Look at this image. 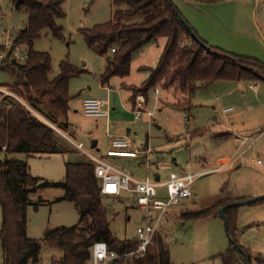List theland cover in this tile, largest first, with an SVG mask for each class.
<instances>
[{
  "label": "rangeland",
  "instance_id": "rangeland-1",
  "mask_svg": "<svg viewBox=\"0 0 264 264\" xmlns=\"http://www.w3.org/2000/svg\"><path fill=\"white\" fill-rule=\"evenodd\" d=\"M257 1L258 7L255 14L250 15L247 22L251 25L247 28L250 32L253 29V33L241 37H225L223 42L226 47H221L228 52L251 56L264 63V0ZM62 7L66 13L65 17L60 19L63 34L57 36L50 29H45L40 36L34 38L33 47L51 54L53 74L58 73L63 60H69L76 67L84 68L83 72L70 79V91L74 94L71 105L73 109L78 110H72L69 116L73 125L70 124L67 129L56 127L59 137L64 142V151L33 156L26 153L16 154L28 162L34 176L48 180H61L65 177L68 161L89 160L71 139L83 141L86 148L106 155L107 148L104 140L109 132L107 128L109 120L113 126L125 128V132H130L137 143H146L154 147L149 161L150 167L147 168L144 164L139 169V175L145 172L144 174H149L151 178L160 174V179L165 180L172 171L184 173L189 170H211L215 165H219L217 158L220 155L216 152L221 149L225 153L229 151L226 147L228 145L222 142L230 143V151L236 147L234 137L226 135L224 132L227 130L222 126L230 123H227V116L237 113L238 108L232 104L234 109L230 113L224 112V107L230 106L231 102L217 99V96L222 94V90L215 85L218 83L197 88L188 107H183L185 101L180 95H176L173 89L163 90L158 84L159 86L156 87L160 88V99H157L155 87L150 88L147 92V105L155 111L150 119L147 116L137 119L132 111L121 109L122 101L128 99V95L134 92V87L141 85L149 76V69H144L142 65H157L165 43L164 37H160L158 41L147 42L134 51L128 76L123 79L115 75L110 79L109 83L113 90L110 97L111 105L116 107L113 113L109 117L87 116L83 110L81 98L83 93L89 94V91H92V96L101 92L100 75L105 67L106 59L87 43L83 29L110 20L117 9L126 8L127 4H117L114 0H63ZM28 19V14L18 9L13 0H0V45L6 42L9 33L17 35L21 27L27 24ZM227 29L231 30V33L237 31L233 26ZM149 46L152 49H148ZM0 56L2 57L0 58V84L6 85L9 90L20 96L9 84L16 80V74L10 67L3 66L1 63L6 57L8 59L10 57L2 56L1 50ZM122 80L133 85L126 87L120 84ZM247 82L255 83L256 81L248 80ZM257 82L264 84L262 79ZM201 92L205 93L204 97L201 96ZM105 94L106 92L101 96ZM0 99H2L1 91ZM177 100L182 106L175 103ZM243 108L255 111L257 104L246 102ZM259 111L264 120V106L259 107ZM185 112L192 116L190 124L184 118ZM261 128L257 130L249 128L247 131L249 133L256 131L257 134ZM95 139H99V143L97 147H92ZM257 146L264 150V135L258 138ZM99 147L100 151H98ZM256 147L243 154L242 159L247 163L243 171L235 173L238 163H233L226 169L204 173L192 182L191 197L169 208L165 229L157 238L162 237L168 243L172 264H247L245 254L232 247L219 210L214 208L212 212L200 218L185 217L182 213L189 209L199 210L212 206L219 198L237 195L245 189L246 191L255 189L253 188L255 180L264 179L261 175L264 168L257 162L259 156L255 151ZM252 155L255 156L254 160L251 159ZM261 159L264 161L263 157ZM201 161H205V165H201ZM119 165L127 167L130 171L134 167L133 165L125 166L120 161ZM160 192L165 195V188H161ZM64 193L63 188L48 187L31 195L32 203L27 207L29 237L42 240L48 228L79 222L80 212L76 204L68 199L60 198ZM102 203L108 209L113 233L119 238H134L143 215V210L135 203L134 197L128 193L103 195ZM246 206L244 207L247 208L246 214L239 225L246 226L251 221L259 222L253 228L247 227L246 235L247 240L264 247V201L255 206ZM2 219L3 211L0 205V233ZM165 232H168V236H165ZM261 253L264 254V252ZM63 254V249L44 244L40 260L34 264H54L62 258ZM0 263L5 264L1 242ZM88 264H91V261ZM252 264L257 263L254 261Z\"/></svg>",
  "mask_w": 264,
  "mask_h": 264
},
{
  "label": "trees",
  "instance_id": "trees-1",
  "mask_svg": "<svg viewBox=\"0 0 264 264\" xmlns=\"http://www.w3.org/2000/svg\"><path fill=\"white\" fill-rule=\"evenodd\" d=\"M13 1L29 17L27 24L19 30V38L29 45V57L21 62L8 54L10 59L6 57L1 62L16 74V80L9 84L27 103L9 96L0 104V205L3 211L0 242L5 264L38 262L44 244L64 251L62 258L54 264H88L93 243L97 240L107 241L116 250L132 249L136 242L128 237L119 238L110 227L108 209L103 206L100 182L90 159L68 161L64 179L48 180L34 176L28 162L16 155L64 151V142L56 127L67 129L70 126L69 109L73 97L70 79L84 68L63 60L58 73L53 74L51 54L33 47L34 38L45 29L57 36L63 34L60 23L66 15L63 0ZM114 2L126 3L127 7L117 9L110 20L83 29L87 43L97 53L106 56L107 65L101 75L103 82L114 75L128 76L134 51L147 42L165 38L157 65L143 67L149 69L150 74L140 87H134L133 104L139 92H144L148 98V90L159 85L163 90L173 89L185 101L183 107H188L197 88L216 79H264L263 62L208 43L196 32L174 0ZM185 38L187 42L182 44ZM114 46L117 48L111 52ZM175 103L182 106L178 100ZM48 187L65 190L60 198L76 204L80 220L73 225L48 228L44 238L38 240L27 234V207L32 203L33 193ZM260 200L263 199L250 203ZM240 201L239 198H222L212 206L182 214L200 218L214 208L221 212L224 207L232 247L245 254L247 264L254 261L264 264L263 254H253L238 239ZM137 264H172L168 243L162 237L156 238L155 244L149 247L146 256L137 260Z\"/></svg>",
  "mask_w": 264,
  "mask_h": 264
},
{
  "label": "built area",
  "instance_id": "built-area-1",
  "mask_svg": "<svg viewBox=\"0 0 264 264\" xmlns=\"http://www.w3.org/2000/svg\"><path fill=\"white\" fill-rule=\"evenodd\" d=\"M187 42V38L182 44ZM116 46L111 48V52L116 50ZM1 55L10 54L18 61L24 62L29 57V45L19 38V33L14 35L9 33L6 42L2 45ZM254 87V84H251ZM5 96H10L18 101L27 104L20 96L13 91L0 86ZM157 99H160V88L155 87ZM5 103V99H0V104ZM148 98L144 92L136 95L133 104V113L137 119L147 116L153 117L154 109L149 108ZM233 106L224 108V111H230ZM83 110L87 116H109L110 106L106 98L85 97L83 99ZM184 118L188 124L191 122V114L184 113ZM264 132V131H263ZM188 136V135H187ZM184 136V137H187ZM239 142V150L227 161L221 162L217 169H221L231 163H236L242 155L241 149H246L255 145L259 135H248L236 133ZM94 164L95 174L99 179L101 193L103 195H123L130 194L134 197L135 203L143 210L142 221L137 227V233L134 238L128 237L136 242V246L128 250H116L105 240H97L93 243L91 249V264H137V260L146 256L151 245L155 244L157 236L165 229L166 218L169 208L180 204L182 200L191 197V184L200 175L211 170H200L178 173L172 171L170 175L162 180L160 178L139 177L129 170L121 167L114 161V158H142V162L149 168V161L154 147L146 143H137L130 132L113 135L109 133V144L106 155L99 154L85 147L82 141L72 140ZM241 150V151H240ZM262 163V159H258ZM205 165V161H201ZM165 188V195L160 192ZM168 236V232H165ZM173 238V235L171 236ZM1 264V263H0Z\"/></svg>",
  "mask_w": 264,
  "mask_h": 264
},
{
  "label": "crops",
  "instance_id": "crops-1",
  "mask_svg": "<svg viewBox=\"0 0 264 264\" xmlns=\"http://www.w3.org/2000/svg\"><path fill=\"white\" fill-rule=\"evenodd\" d=\"M178 6V8L180 9V11L182 12V14L185 16V18L189 21V23L193 26V28L196 30V32L203 38L205 39L208 43L213 44L215 46H218L220 48L223 49V47L226 45L224 44L223 40L225 37H238V36H246V35H250L251 33H253V29L250 32V28L251 25L247 24L250 15H252L253 13L255 14V10L258 7V1L257 0H174ZM233 26V28H235L237 31H233L231 33V30L227 29V28H231ZM248 27V28H247ZM165 44V43H164ZM2 46V45H0ZM223 46V47H221ZM160 47V45H159ZM148 49H152L151 46H149ZM0 58H2L0 56ZM106 59V56H105ZM107 65V59L105 62V67ZM143 67H154V66H149V65H142ZM105 67L102 71V73L105 70ZM101 73V75H102ZM150 74V71H149ZM101 75H100V88H101V92H98V95L96 96H92L91 92L89 91V94H85L83 93V97L81 98V102L83 104V99L85 97H101V98H106L109 101V106H110V113L109 116L113 113V109H115V106L111 105V94L113 92L112 87L110 86V79L113 77H111L107 82H103L101 79ZM115 76V75H114ZM123 79L125 77H122ZM251 81V80H255V83L252 82H247V81ZM262 81H264V79H262ZM212 83H218L215 84L217 85V87H219L222 90V94L217 96L218 100H226L231 102V105L233 104V106H237L238 111L235 114H230L227 116V123L230 122L229 124H224V126L226 128V135H230L232 137H234V142L236 143V147L230 151V143L229 142H222L225 145H228L226 147H228L229 151H222L219 150L218 152H216L218 155H220L217 158V162L220 164L221 162H225L228 159H230L238 150H239V142L237 140V136L236 133H241V134H248V135H259V137H262L264 135V120L262 119L261 115H260V111H259V107L264 106V84H260L257 82L256 79H248V78H242V79H216L208 84H212ZM122 85H125L126 87H130L133 84H128L125 80H122L121 83ZM205 84V85H208ZM251 84H254L255 86L252 87ZM0 86L5 87L8 89V87L6 85L0 84ZM141 85H137L136 87H140ZM106 92V96H101V94H104V92ZM71 92V91H70ZM2 93V98H9V96H5V94L1 91ZM74 97V94L71 93ZM198 94V93H197ZM204 92H201V96L204 97ZM132 94L128 95V99H126L125 101H122V108L124 111L130 110L133 112L132 108H133V102H132ZM72 97V98H73ZM197 97H199L197 95ZM110 99V100H109ZM71 101L70 100V109H69V116L72 113V110L77 111L78 109H73L72 105H71ZM246 102H255L257 104V108L255 111H249L245 108H243L246 104ZM229 106V105H228ZM226 106V107H228ZM225 108V107H224ZM251 108V107H250ZM234 109V108H233ZM233 109H231L230 111H232ZM230 111H224L225 113H230ZM108 116V117H109ZM149 118V117H148ZM150 119V118H149ZM109 120V119H108ZM70 124L73 125L70 121ZM262 127L259 131V133L256 134L255 133H249L247 130H249V128H253L255 130H257V128ZM107 128L109 130V132L107 133V137L104 140L105 146L107 148L108 144H109V133L113 134V135H117V134H122L124 133L126 130L125 128L122 129V127L116 126L109 121H107ZM128 130H130V128H128ZM257 131V132H258ZM73 140V139H71ZM97 140V145L99 143V139ZM75 141H80V140H75ZM258 141V140H257ZM83 142V141H82ZM96 145V147H97ZM225 147V149H226ZM256 147V143L253 146H250L246 149H241L244 150L242 151V155L239 158V160L236 162L237 164V170H235V173L239 172V171H243L246 167V162L242 159L243 154L248 151L251 148H255ZM223 148V147H222ZM101 148H98V151H100ZM240 150V151H241ZM256 153L258 154V158H257V162L259 158H264V150H262V148H259L258 146L255 149ZM230 152H232L230 154ZM233 154V155H232ZM253 154H255L253 152ZM232 155V156H231ZM252 160L255 159V156L252 155ZM264 160V159H263ZM114 161L119 164L120 163L126 165H133V170H129L127 167L122 166L123 168H125L126 170H129L130 172H132L133 174L143 177L149 174H140L139 175V169L140 167H143L144 163L142 162V158H125V157H121V158H114ZM259 163V162H258ZM233 163L221 168V169H217V165H215L213 168H211V171L209 172H213V171H219V170H223L226 169L228 167H230ZM249 165H247L248 167ZM260 166L262 168H264V161H262V163H260ZM150 167V166H149ZM149 170V169H148ZM137 171V173H136ZM260 174V172H259ZM264 177V170L262 169V174ZM258 176V175H257ZM155 178H160V174H157L155 176ZM257 179V178H256ZM254 184V183H253ZM255 186L253 188L255 189H251V190H247L246 189L240 193H238L237 195H233V196H224L221 197L219 199L222 198H229V197H233V198H239V200H245L247 198H250L252 196H255L257 194H263L264 193V179L263 178H258L257 180H255ZM218 199V200H219ZM263 200L257 201L255 203H243L239 206L238 208V213H237V226L239 229V234H238V239L239 241L246 247L250 248L251 252L253 254H262L261 252H264V247L259 245L258 243H253L251 241H249V239L247 240V235H246V228H253L256 225L259 224V222H255V221H251L249 222L248 225L246 226H242L239 225V222H241V219L243 218V216L246 214V209L244 207H247L246 205H251V206H255L258 205L260 202H263ZM190 210V209H189ZM191 210H197V209H191ZM242 226V227H241ZM259 227V226H258ZM248 228V229H249ZM2 248V247H1ZM264 255V254H263Z\"/></svg>",
  "mask_w": 264,
  "mask_h": 264
},
{
  "label": "water",
  "instance_id": "water-1",
  "mask_svg": "<svg viewBox=\"0 0 264 264\" xmlns=\"http://www.w3.org/2000/svg\"><path fill=\"white\" fill-rule=\"evenodd\" d=\"M193 34L195 35V31H193ZM96 145H97V140L95 139V140L93 141V143H92V147H96ZM259 199H264V194L257 195V196H255V197H251V198H248V199L242 200V201H240V203H241V204H243V203H250V202H252V201L259 200ZM224 211H225V208L222 207V208H221V215H222V217H223V219H224L225 228H226V230H228V223H227V219H226V215H225V212H224Z\"/></svg>",
  "mask_w": 264,
  "mask_h": 264
}]
</instances>
